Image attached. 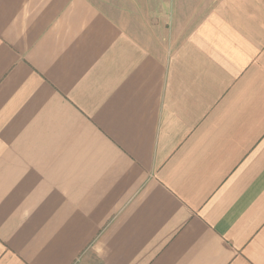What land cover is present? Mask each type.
Returning a JSON list of instances; mask_svg holds the SVG:
<instances>
[{"label":"crops","instance_id":"crops-1","mask_svg":"<svg viewBox=\"0 0 264 264\" xmlns=\"http://www.w3.org/2000/svg\"><path fill=\"white\" fill-rule=\"evenodd\" d=\"M0 264H264V0H0Z\"/></svg>","mask_w":264,"mask_h":264}]
</instances>
